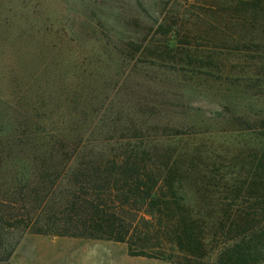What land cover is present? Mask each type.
I'll list each match as a JSON object with an SVG mask.
<instances>
[{
  "label": "rangeland",
  "instance_id": "rangeland-1",
  "mask_svg": "<svg viewBox=\"0 0 264 264\" xmlns=\"http://www.w3.org/2000/svg\"><path fill=\"white\" fill-rule=\"evenodd\" d=\"M222 2L0 0V108L39 114L44 137L81 134L80 155L136 134L161 152L199 150L246 200L264 155V20L245 28ZM11 262L170 264L124 243L28 233Z\"/></svg>",
  "mask_w": 264,
  "mask_h": 264
},
{
  "label": "trees",
  "instance_id": "trees-1",
  "mask_svg": "<svg viewBox=\"0 0 264 264\" xmlns=\"http://www.w3.org/2000/svg\"><path fill=\"white\" fill-rule=\"evenodd\" d=\"M222 4L248 17L245 28L264 20V0ZM11 113L0 108V264L27 233L124 243L132 257L170 264H264V155L241 200L245 187L199 150L161 152L136 134L80 155L81 134L44 137L39 114Z\"/></svg>",
  "mask_w": 264,
  "mask_h": 264
}]
</instances>
